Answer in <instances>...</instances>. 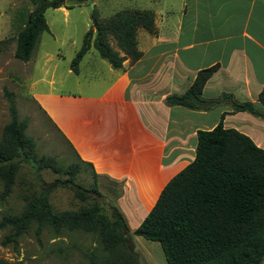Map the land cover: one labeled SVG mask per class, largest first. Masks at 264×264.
<instances>
[{"label": "trees", "instance_id": "1", "mask_svg": "<svg viewBox=\"0 0 264 264\" xmlns=\"http://www.w3.org/2000/svg\"><path fill=\"white\" fill-rule=\"evenodd\" d=\"M33 1L36 6L28 13L16 38L15 57L24 62L32 58L40 36L50 31L46 10L66 3V0ZM83 1L75 0L77 4ZM92 19L83 44L71 62V69L77 74L92 46L114 69L122 70L127 58L134 63L143 56L138 48V30L156 32V15L151 9H123L103 20L93 12ZM111 39L119 50L112 46ZM217 70L218 65H214L198 71L185 92L166 96V104L210 110L228 98L234 112L247 111L264 117V86L258 103L238 101L231 93H223L222 99L204 98V87ZM6 95L11 118L0 139L1 198L5 200L11 195L24 163L38 171L65 172L69 177L57 180L50 188L43 186L21 213L2 216L0 228L10 230L4 243H16L33 227L38 236L46 228L57 235L79 232L95 238L94 247L87 253L90 264H141L126 221L117 207L113 206L111 213H107L100 203L94 202L76 210H54L51 191L61 182L73 187L80 165L71 163L63 168L55 156H38L37 143L27 134L28 120L19 118L12 93L6 91ZM224 116L213 129L197 131L195 158L168 181L134 231L136 235L159 242L168 264H257L264 259V148L238 129L226 128ZM86 164L93 169L92 164ZM73 190L80 200L88 198L82 186ZM0 264L20 263L0 258Z\"/></svg>", "mask_w": 264, "mask_h": 264}, {"label": "crops", "instance_id": "2", "mask_svg": "<svg viewBox=\"0 0 264 264\" xmlns=\"http://www.w3.org/2000/svg\"><path fill=\"white\" fill-rule=\"evenodd\" d=\"M155 13L156 33L137 34L143 52L138 61L127 58L122 70L112 67L99 82L88 80L86 94L57 92L54 78L49 90L34 92L82 161L98 176L124 181L118 207L131 193L144 209L143 219L168 181L195 158L197 131L213 129L222 114L226 128L264 148V117L234 112L228 98L210 110L165 102L168 94L185 92L198 71L218 65L204 98L231 93L238 101L258 103L264 86V0H178ZM89 64L91 76L100 75L97 63Z\"/></svg>", "mask_w": 264, "mask_h": 264}, {"label": "rangeland", "instance_id": "3", "mask_svg": "<svg viewBox=\"0 0 264 264\" xmlns=\"http://www.w3.org/2000/svg\"><path fill=\"white\" fill-rule=\"evenodd\" d=\"M177 2L178 0H85L77 4L75 0H66L64 6L46 10L50 31L40 36L32 58L24 62L15 57L17 33L36 3L33 0H0V139L4 126L11 118L6 95V91H9L14 97L19 118L28 120L27 134L36 141L38 156H55L63 168L71 163L80 165L73 179V187L61 182L51 191L50 201L54 210H76L94 202L100 203L107 213H111L113 206L117 207L126 221L141 264H167L159 242L148 240L132 231L141 224L144 209L137 207L131 193H127L118 207V200L125 191L124 181L98 176L90 165L81 162L40 109L34 92L49 90L48 81L54 78L53 90L86 94L90 92V86L86 84L88 80L99 82L102 80L100 78L109 76L112 66L94 47L80 63V73L71 69V62L93 23V12L103 20L123 9H151L156 12L168 3L177 5ZM141 32L145 33L146 30L140 28L138 34ZM111 44L119 50L113 39ZM91 60L100 67V75L97 77L91 76ZM220 98L222 99V95ZM68 177L69 174L65 172L55 173L49 169L38 171L30 164H22L13 191L5 200L1 198L3 187L0 184V220L5 214L21 213L30 198L38 195L43 186L50 188L57 184V180L64 181ZM76 186L86 189V200L76 197L73 190ZM9 233V229L0 228V258L20 264H90L87 253L95 245V238L89 234L66 231L57 235L52 229L46 228L38 236L35 227L22 234L16 243L5 244L4 239Z\"/></svg>", "mask_w": 264, "mask_h": 264}]
</instances>
